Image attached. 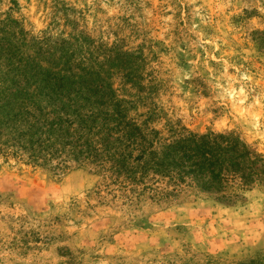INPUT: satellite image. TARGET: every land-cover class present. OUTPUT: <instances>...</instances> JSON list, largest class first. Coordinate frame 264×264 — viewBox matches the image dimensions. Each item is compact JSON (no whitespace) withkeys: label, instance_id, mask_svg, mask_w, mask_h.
Masks as SVG:
<instances>
[{"label":"rangeland","instance_id":"rangeland-1","mask_svg":"<svg viewBox=\"0 0 264 264\" xmlns=\"http://www.w3.org/2000/svg\"><path fill=\"white\" fill-rule=\"evenodd\" d=\"M33 37L86 34L130 54L154 124L237 132L264 156V0H0ZM131 96V97H132ZM150 104V105H149ZM143 105H146L143 106ZM227 207L195 191L163 202L88 168L54 178L0 155V264H238L264 260V186Z\"/></svg>","mask_w":264,"mask_h":264},{"label":"trees","instance_id":"trees-1","mask_svg":"<svg viewBox=\"0 0 264 264\" xmlns=\"http://www.w3.org/2000/svg\"><path fill=\"white\" fill-rule=\"evenodd\" d=\"M117 76L123 89L145 92L117 45H96L83 33L33 37L11 18L0 21V155L54 178L88 168L126 193L163 202L195 191L233 207L264 186V156L239 133L200 134L177 124L164 137L154 127L157 105L138 113L146 98L122 94Z\"/></svg>","mask_w":264,"mask_h":264}]
</instances>
